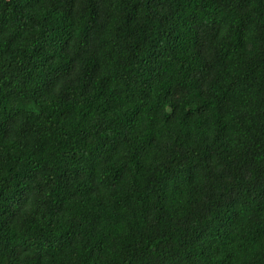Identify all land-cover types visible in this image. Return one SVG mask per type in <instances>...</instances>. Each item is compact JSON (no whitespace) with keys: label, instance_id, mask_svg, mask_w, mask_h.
I'll use <instances>...</instances> for the list:
<instances>
[{"label":"trees","instance_id":"obj_1","mask_svg":"<svg viewBox=\"0 0 264 264\" xmlns=\"http://www.w3.org/2000/svg\"><path fill=\"white\" fill-rule=\"evenodd\" d=\"M0 264H264V0H0Z\"/></svg>","mask_w":264,"mask_h":264}]
</instances>
